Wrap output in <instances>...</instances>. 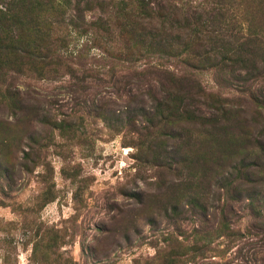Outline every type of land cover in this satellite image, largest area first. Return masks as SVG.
I'll list each match as a JSON object with an SVG mask.
<instances>
[{
    "label": "rangeland",
    "instance_id": "obj_1",
    "mask_svg": "<svg viewBox=\"0 0 264 264\" xmlns=\"http://www.w3.org/2000/svg\"><path fill=\"white\" fill-rule=\"evenodd\" d=\"M169 1L181 14L204 2ZM159 24L150 19L147 39ZM189 26L184 34L193 38L200 27ZM117 31L114 42L105 33L67 37L68 63L91 76L84 88L69 86L60 70L25 71L17 78L31 96L30 115L0 109V264H264V143L225 148L246 128L264 131V72L199 68L192 53L146 40L125 49ZM157 69L180 72L218 98V133L200 111L182 130L150 117ZM233 112L244 120L228 134L221 126ZM179 136L184 146L176 150ZM242 152L249 169L233 180Z\"/></svg>",
    "mask_w": 264,
    "mask_h": 264
},
{
    "label": "trees",
    "instance_id": "obj_2",
    "mask_svg": "<svg viewBox=\"0 0 264 264\" xmlns=\"http://www.w3.org/2000/svg\"><path fill=\"white\" fill-rule=\"evenodd\" d=\"M205 1L192 12L181 14L176 3L169 0H0V109L10 114L18 111L26 117L30 115V107L27 102L24 104V97L30 99L31 96L21 93L17 78L25 71L39 77L60 70L72 79L69 86L85 87L82 83L91 76L76 75L77 70L68 63H73L72 55L63 54L68 50L67 37L71 34L84 35L86 40L94 41L89 34L103 37L102 33H105L114 42L113 34L118 30L117 34L127 41L123 45L125 49L139 48L146 40L148 45L157 49L171 51L181 48L192 53V56H188L199 62V68L203 64L220 63L216 68L225 69L231 75L240 67L246 74L255 70H259L257 74H263L264 0H210L209 4ZM237 8H243V11L238 14ZM155 16L160 23L159 28L150 29L156 32L149 31L151 38L147 39L145 32L150 19ZM190 22L199 26L197 30L202 34L197 30L193 38L188 33L184 34L192 30ZM157 70L158 75L154 79L161 89L159 92L153 88L148 90L152 103L150 117L159 116L162 129L170 125V128L182 130L185 125L193 123V116L200 111V114L208 113L211 116L208 119L210 124L203 119L200 135H206L207 124L214 129L213 133H218V124L214 123L218 121L217 114L221 110L218 98L215 99L212 93H205L198 82L192 80L195 84L191 83L180 72L167 70L164 71L166 76L159 75L162 70ZM136 74L148 76L154 75V72ZM246 77L237 76V80L245 83ZM131 79H135V73ZM152 80V77H148L143 81L149 84ZM137 81L140 82V79ZM131 85L134 87L133 82ZM260 97L264 105V93ZM201 105L206 106L208 112L202 111ZM35 114H40L39 110ZM240 117L241 114L233 112L222 123L221 131L228 134L238 131L244 120ZM32 118L31 115L29 119ZM182 138L184 136L174 138L175 143L172 144L176 145V150L180 145L184 146ZM259 140L264 141V131L254 134L246 128L234 134V139L229 140L225 148L262 147L264 142L259 143ZM237 154H242L243 159L239 169L232 167L233 180L239 179L240 174L249 169L244 152ZM217 157L216 160L221 156Z\"/></svg>",
    "mask_w": 264,
    "mask_h": 264
}]
</instances>
